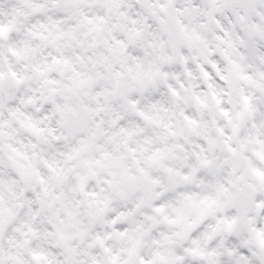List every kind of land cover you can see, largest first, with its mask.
<instances>
[{"label":"clouds","instance_id":"clouds-1","mask_svg":"<svg viewBox=\"0 0 264 264\" xmlns=\"http://www.w3.org/2000/svg\"><path fill=\"white\" fill-rule=\"evenodd\" d=\"M0 264H264V0H0Z\"/></svg>","mask_w":264,"mask_h":264}]
</instances>
